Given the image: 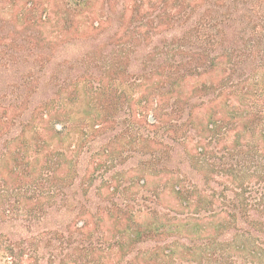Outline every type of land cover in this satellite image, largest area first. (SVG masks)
<instances>
[{
	"label": "trees",
	"instance_id": "trees-1",
	"mask_svg": "<svg viewBox=\"0 0 264 264\" xmlns=\"http://www.w3.org/2000/svg\"><path fill=\"white\" fill-rule=\"evenodd\" d=\"M153 1L151 28L157 35L146 51L151 60L140 63L151 66L148 73L139 69L132 74L145 81L144 96H151L159 109L156 121L149 124L156 129L168 125L171 139L185 147L195 141V154L192 146L186 149L191 151L194 169L180 176L170 173L168 194L173 203L145 209L114 201L98 206L97 225L103 228L105 219L112 220L116 232L105 237L96 233L91 209L82 203L60 205L56 199L59 191L54 184L60 180L52 170L57 169L52 159L55 151L48 138L63 132L56 125L50 127L48 107L4 106L0 264H113L132 253V264H264V0ZM73 2L83 9L93 0ZM13 4L21 19L43 23L50 18L46 11L38 13L39 0ZM128 4L122 1L112 37L122 49L134 51L129 42L146 23L143 15L141 23L133 25L137 16L133 17L147 9L137 0ZM71 7L61 5L58 13L68 30L79 28ZM128 9L133 16L126 21L125 32L123 13ZM107 24L94 20L93 29ZM158 44L171 46L170 53L158 58ZM132 68L138 69V63ZM117 76L111 80L118 79L121 85L132 78L121 68ZM190 79L198 82L186 90ZM127 94L121 88L116 97ZM129 109V116L142 115ZM86 119L85 128L99 134L108 117L92 107ZM17 125L20 129L11 134ZM29 138L36 141L34 147ZM58 206L64 219L52 221L47 215L53 208L58 211Z\"/></svg>",
	"mask_w": 264,
	"mask_h": 264
},
{
	"label": "rangeland",
	"instance_id": "rangeland-1",
	"mask_svg": "<svg viewBox=\"0 0 264 264\" xmlns=\"http://www.w3.org/2000/svg\"><path fill=\"white\" fill-rule=\"evenodd\" d=\"M15 1L0 0V116L5 107H48L45 109L50 110V127L56 125L63 132L48 138L55 151L52 159L57 169L52 170L60 180L56 182L57 186L54 184L55 190L59 191L56 199L60 205L82 203L94 215L91 219L96 233L113 237L116 232L112 220L105 219L103 228L97 225L100 224L98 206L110 205L114 201L145 209L147 205L173 203L168 194L170 173L174 171V175L180 176L184 171L194 169L195 162L189 157L191 151L195 154V141L190 140L185 147L171 139L168 125L156 129L149 124L156 121L154 114H158L159 109L151 96H144L145 81H137L136 74H132L141 72L139 69L148 73L151 66L150 63H140L151 60L146 51L157 35L151 28L155 1L137 0L147 10L133 17L137 16L133 25L140 24L143 15L146 23L129 42L135 47L134 51L122 49L121 43L112 37L118 27L117 19L122 15L123 0H108V3L107 0H93L83 9L76 8L73 0H39L38 13L46 11L50 14L43 23L21 19L17 4H13ZM125 2L130 5L129 0ZM61 5L63 9L72 6V17L78 15L79 18V25L75 24L78 29H67L68 23H64L58 14ZM123 14L125 24L122 28L126 32L129 28L126 21L133 15L129 9ZM97 19L110 24L94 30L93 21ZM177 43L182 41L177 40ZM170 49L171 46L158 44L155 52L160 58V55L165 57L170 53ZM128 56L130 60L126 59ZM136 63L138 69L132 68ZM120 68L132 76L123 85L118 79L111 80L118 77ZM197 82V79H190L185 83V89L189 90ZM121 88H126L128 94L117 98ZM111 96L114 103L108 99ZM129 106L134 113L141 111L142 115L129 116ZM92 107L108 117L106 128L99 134L90 133L85 128L86 116ZM19 129V125L14 126L11 134L16 135ZM39 140L42 144L43 139ZM4 143L0 138V150ZM34 143L36 141L32 140L31 146L34 147ZM16 144L17 141L13 142ZM191 146V151L186 153ZM216 150L220 152L221 145ZM5 161L14 164L10 158ZM140 184L144 186L140 187ZM55 208L47 217L52 221L64 219L60 206L58 211ZM104 243V247L109 244L108 241ZM133 255L116 258L112 263L132 264Z\"/></svg>",
	"mask_w": 264,
	"mask_h": 264
}]
</instances>
